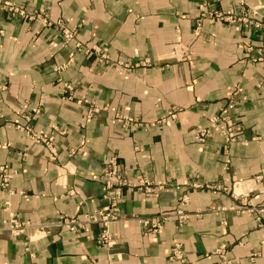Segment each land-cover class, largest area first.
Masks as SVG:
<instances>
[{
    "label": "crops",
    "instance_id": "0c3cea01",
    "mask_svg": "<svg viewBox=\"0 0 264 264\" xmlns=\"http://www.w3.org/2000/svg\"><path fill=\"white\" fill-rule=\"evenodd\" d=\"M5 1L0 165H8L10 179L0 186V224L14 213L25 226L19 233L0 228V264H175L168 258L175 242L192 264L219 260L217 248L233 264H264V60H253L264 48V30L208 18L197 27L203 0ZM247 2L264 14L260 0ZM58 18L76 28L66 42ZM76 40L104 44L131 68L81 49L69 60ZM235 86L238 130L225 156L218 131L202 143L195 133ZM83 96L106 109L86 118ZM27 113L50 135L54 158L16 126ZM53 124L65 131H51ZM111 153L129 178L143 173L164 186L151 194L123 187L120 217L110 223L115 243L107 249L96 241L97 222L76 232L54 223L62 212L108 205L98 173ZM160 211L169 216L153 234L140 218Z\"/></svg>",
    "mask_w": 264,
    "mask_h": 264
},
{
    "label": "built area",
    "instance_id": "2783aa9c",
    "mask_svg": "<svg viewBox=\"0 0 264 264\" xmlns=\"http://www.w3.org/2000/svg\"><path fill=\"white\" fill-rule=\"evenodd\" d=\"M261 1L264 5V0ZM7 4V1L0 0V5ZM238 5L239 7L237 8V10L239 9L240 14L234 8L220 10L219 8L215 7L210 0H207L206 3H201V14L207 15L211 20L224 19L230 22H238L240 20L251 21L253 24L264 28V15L258 17L259 11L251 7L246 0H238ZM8 8L13 11H18L21 14L24 13V9L21 7L12 6L10 4ZM55 22L61 30V34L64 40H69L75 35L76 28L66 25L63 19L58 18ZM75 46L78 49L84 48L85 52L95 51L99 54L100 60H106L113 66L125 69H128L130 66V63L122 59H112L111 61H109L110 59L106 52L107 47L102 43H95L90 47H84L80 41H76ZM72 53L73 52H70L71 55ZM253 60H264V48L256 57H253ZM64 85H68V83H64ZM4 86L5 85L3 83H0V93ZM236 93L237 89H234L232 91V94L229 96L227 103L223 107H221V109L217 113H214L211 116L210 124L199 127L195 133V137L201 141L204 140L207 136H210L214 130L218 131L222 135L221 147L223 153L225 154L228 152L230 142H232L236 138L238 130V120L233 112L234 106L238 101ZM81 103L86 109L87 117L105 108V105L98 104L94 100H91L87 97H83L81 99ZM36 111H38V109H36ZM25 117L28 120L30 118L28 114H26ZM121 117L124 118V120L127 119L126 115H121ZM127 121L129 120L127 119ZM128 123H131V121ZM17 126L23 128L32 140L37 142L42 141L47 146L52 148V142L49 136L39 130H36L29 122L23 124L17 123ZM53 127L57 128L56 126ZM117 161L118 160L116 153H111L107 157L105 165L102 166L101 170L98 173V177L102 179L105 184L106 192L104 193V195L109 200L108 205L95 208L91 211H86L82 215H79L78 213L62 212L58 215L54 224L62 225L69 230L76 232L79 230H88L90 223L98 222L101 228L96 238L97 243L105 246L107 249L112 247L114 243V234L110 230L109 223L120 216L119 200L121 198L122 187L124 185H127L140 189L143 188L147 193H151L155 189L154 185H152V179L147 178L142 173L135 175L133 178H129L127 175L122 173L119 170ZM6 167V165H0V168L3 170V177L1 182L3 186H6L8 184L10 176L9 172L6 171ZM259 176L261 175L258 174L257 177ZM161 185L157 186V188H161ZM252 208L253 207H249L250 210H252ZM176 212L178 215V220L182 222L184 218L182 209L178 208ZM168 216L169 212L160 211L152 215L143 216L140 218V221L142 222L144 227L150 230L151 233L156 234L162 228L163 223L168 218ZM4 224L15 233H19L20 231H22L25 226V223L23 221H19L12 213H10V217L8 219L4 220ZM50 225L51 223H44L40 224L39 226L47 230ZM223 255L224 253L222 254L220 262L211 264H233V260L231 258L224 257ZM168 257L171 260H174L175 264H190V262H188V260L186 259L185 252L179 243H175V245L168 253Z\"/></svg>",
    "mask_w": 264,
    "mask_h": 264
},
{
    "label": "rangeland",
    "instance_id": "374dc122",
    "mask_svg": "<svg viewBox=\"0 0 264 264\" xmlns=\"http://www.w3.org/2000/svg\"><path fill=\"white\" fill-rule=\"evenodd\" d=\"M206 1L207 0H203V1H201V3H206ZM213 4H214V6L215 7H217V8H219L220 10H226V9H229V8H234L239 14H240V12H239V9L237 10V8L239 7V5H238V0H236V5L233 7H227V8H223V7H220V6H218V5H216L215 4V2L213 1V0H210ZM247 1V0H246ZM260 2H261V4L263 5V3H262V1L260 0ZM201 3H200V11H199V18H198V20H197V27H200L201 26V24H202V20H203V18H208L210 21H216V20H221V21H224V22H227V23H233V24H238V22H242V23H245V24H248V25H253V26H256V27H259V28H261V29H263L264 30V28L263 27H261V26H257V25H255V24H253L251 21H243V20H240V21H238V22H230V21H228V20H224V19H214V20H211L207 15H202L201 14ZM248 3V2H247ZM264 6V5H263ZM209 7V6H208ZM252 7V6H251ZM254 8V7H253ZM254 9H257V8H254ZM258 10V9H257ZM261 15H264V14H262V13H260V11H259V13H258V17H260ZM1 32V31H0ZM76 34V33H75ZM62 35V34H61ZM74 37V36H73ZM63 38V37H62ZM64 40V39H63ZM65 42L66 41H68V40H64ZM76 41H80V40H76ZM75 41V42H76ZM75 42H74V49L73 50H71L70 52H73L74 53V51L75 50H83L84 52H85V50H84V48H80V49H78V48H76V46H75ZM81 42V41H80ZM82 43V42H81ZM95 44V43H94ZM96 44H100V43H96ZM83 45V44H82ZM93 45V44H92ZM84 47L85 46H87V45H83ZM91 46V45H90ZM70 52H69V54H70ZM90 52H95V51H90ZM90 52H85V53H90ZM106 52H107V48H106ZM73 53H72V55L70 54V56H69V60H71L72 59V56H73ZM98 54V53H97ZM108 54V53H107ZM108 56H109V54H108ZM98 59H99V54H98V57H97ZM109 61H111L112 59L113 60H116V59H121V58H111L110 56H109ZM122 60H124V59H122ZM102 61H106V60H102ZM125 61V60H124ZM107 62V64L108 65H111L112 67H116V66H113L112 64H110L108 61H106ZM117 68H120V69H125V68H121V67H117ZM131 68V65L129 66V68L128 69H130ZM234 89H237V93H236V96H237V98H238V100H239V96H238V93H239V89H238V87L237 86H235L234 88H233V90ZM232 90V91H233ZM232 91L230 92V94L228 95V97H227V100H226V102H225V104L227 103V101H228V99H229V96L232 94ZM83 97H85V96H83ZM83 97H81L80 98V104H81V106L83 107V109L85 110V117L86 118H90V117H92L94 114H96V113H98L99 111H101V110H103V109H106V104H102V105H105V108H103V109H101V110H99V111H97V112H95V113H93L91 116H86V109H85V107L83 106V104L81 103V99L83 98ZM88 98V97H87ZM90 99V98H89ZM91 100H93V99H91ZM95 101V100H94ZM96 102V101H95ZM96 103H98V102H96ZM98 104H101V103H98ZM224 104V105H225ZM223 105V106H224ZM236 105V104H235ZM222 106V107H223ZM234 108H235V106H234ZM36 109H38V111H39V108L37 107ZM36 109H35V111H34V113L33 114H35L36 112H38V111H36ZM221 108H219L215 113H217L219 110H220ZM28 114V113H27ZM214 114V113H213ZM212 114V115H213ZM29 116H30V118H29V120L28 119H26V120H28V121H26V122H29L30 121V119H31V117H32V115H30V114H28ZM211 115V116H212ZM211 116H210V120H211ZM116 117L117 118H122L121 117V114H120V116H119V113H116ZM26 118V117H25ZM123 120H124V118H122ZM127 119H128V117H127ZM128 120H130V119H128ZM26 122H24V123H26ZM211 122V121H210ZM17 123H20V122H17ZM17 123H16V126H17ZM30 123V122H29ZM21 124H23V123H21ZM31 124V123H30ZM128 124H130V123H128ZM210 124V123H209ZM208 124V125H209ZM32 125V124H31ZM33 126V125H32ZM53 126H56L57 128H54ZM17 127H19V126H17ZM34 127V126H33ZM19 128H21V127H19ZM35 128V127H34ZM21 129H23V128H21ZM36 129V128H35ZM36 130H38V129H36ZM53 130H56V131H59L60 133H63L65 130L64 129H59L58 128V126L57 125H55V124H53L52 125V127H51V131H53ZM23 131L25 132V130L23 129ZM40 131V130H39ZM41 132H43V131H41ZM26 133V132H25ZM44 133V132H43ZM44 134H46V133H44ZM26 135L29 137V135L26 133ZM47 136H49V138H50V140H51V142H52V148H50L49 146H47L45 143H43L42 141H40V142H37V141H34V140H32L30 137V140H32L33 142H36V143H42V144H44L48 149H49V151H50V153H49V157H51V158H54L55 157V154H56V149H55V145H54V143H53V141H52V139H51V137H50V135L49 134H46ZM221 135V134H220ZM222 136V135H221ZM236 136H237V134H236ZM208 137H210V136H207L204 140H198L196 137V139L199 141V142H204ZM236 139V138H235ZM234 139V140H235ZM233 140V141H234ZM232 141V142H233ZM232 142H230V144L232 143ZM230 144H229V146H230ZM79 148L80 147H78V148H76V149H71V151H70V155H75V153H77V152H79ZM222 148V147H221ZM228 151H229V148H228ZM222 153H223V150H222ZM228 153V152H227ZM226 153V154H227ZM225 153H223V155H226ZM109 156V155H108ZM107 159V158H106ZM106 159H105V162H106ZM118 160V159H117ZM227 160V159H226ZM118 162V165L120 164V162L119 161H117ZM1 165H6L7 167V170L6 171H8L9 172V167H8V165L6 164V163H2ZM103 165H105V163L103 164ZM120 166V165H119ZM102 168V167H101ZM101 170V169H100ZM119 170H120V167H119ZM2 169L0 168V173H1V177H3L2 176ZM121 171V170H120ZM122 172V171H121ZM123 173V172H122ZM138 174H141V173H138ZM138 174H136V175H138ZM143 174V173H142ZM9 175H10V173H9ZM145 175V174H144ZM146 176V175H145ZM147 177V176H146ZM260 177V176H259ZM99 178V177H98ZM147 178H149V177H147ZM9 179H10V176H9ZM100 179V178H99ZM102 182H103V184H104V181L102 180V179H100ZM1 182H2V178H1ZM1 182H0V186H1V188H7L8 186H9V181H8V184L6 185V186H3L2 184H1ZM162 184V185H161ZM152 185H154V187H155V189L154 190H156V189H162L163 188V183H157L154 179H152ZM159 185H161L160 187L161 188H157V186H159ZM208 185V184H207ZM124 186H126V187H129V188H134V189H139V190H143L144 192H145V190L142 188V189H140V188H136V187H130V186H127V185H124ZM123 186V187H124ZM209 186V185H208ZM123 187H122V191H123ZM104 188H105V184H104ZM153 190V191H154ZM105 192H106V188H105ZM104 192V193H105ZM145 193H147V192H145ZM151 193H153V192H151ZM151 193H147V194H151ZM121 197H122V193H121ZM121 199V198H120ZM109 201V200H108ZM119 202H120V200H119ZM120 207V206H119ZM178 208H176L175 209V215H176V217H177V219H178V215H177V212H176V210H177ZM181 209V208H180ZM241 210H248V211H251L250 209H249V207H242L241 208ZM252 210H253V208H252ZM183 212V211H182ZM119 213H120V210H119ZM16 218H17V216H16V214H14V213H12ZM184 214V213H183ZM10 217V213H9V216H8V218ZM120 217V216H119ZM118 217V218H119ZM7 218V219H8ZM117 218V219H118ZM18 219V218H17ZM168 219V218H167ZM166 219V220H167ZM184 219V218H183ZM19 220V219H18ZM115 220V219H114ZM165 220V221H166ZM113 221V220H112ZM111 221V222H112ZM179 221V220H178ZM183 221V220H182ZM110 222V223H111ZM141 222V221H140ZM180 222V221H179ZM98 223V222H97ZM110 223H109V227H110ZM41 224H44V223H41ZM141 224H142V222H141ZM1 225V224H0ZM143 225V224H142ZM5 226V224H4V221L2 222V225H1V227H4ZM40 227V226H39ZM144 227V226H143ZM41 228V227H40ZM100 228H101V226H100ZM144 228H146V227H144ZM41 229H44V228H41ZM110 230L112 231V229L110 228ZM146 230H148L149 232H150V230L149 229H147L146 228ZM23 231V230H22ZM100 231V230H99ZM21 232V231H20ZM113 232V231H112ZM113 234H114V232H113ZM114 243H115V234H114ZM114 243H113V245H114ZM175 243H179V242H175ZM175 243L173 244V246L175 245ZM180 244V243H179ZM100 245V244H99ZM101 246H103V245H101ZM172 246V247H173ZM180 246L182 247V245L180 244ZM103 247H105V246H103ZM172 247H171V249H172ZM106 248V247H105ZM182 249L184 250V252H185V255H186V259L188 260V262H190V264H192V262L188 259V257H187V253H186V251H185V249L182 247ZM223 249L222 248H217V250H216V252H218L219 254H220V259L219 260H213V262H211V263H215V262H220V260H221V258H222V254L224 253V257H227V258H229L226 254H225V252L224 251H222ZM169 258V257H168ZM170 259V258H169ZM174 261V260H173ZM210 263V264H211Z\"/></svg>",
    "mask_w": 264,
    "mask_h": 264
}]
</instances>
